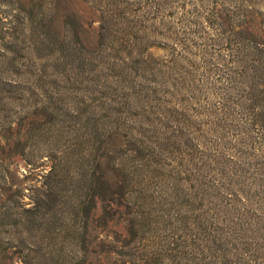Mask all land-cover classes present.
<instances>
[{
    "label": "rangeland",
    "instance_id": "1",
    "mask_svg": "<svg viewBox=\"0 0 264 264\" xmlns=\"http://www.w3.org/2000/svg\"><path fill=\"white\" fill-rule=\"evenodd\" d=\"M22 2L56 8L57 40L18 35L0 66L9 180L44 181L82 129L127 175L107 264H264V133L227 12L238 0ZM19 137L25 156L2 147Z\"/></svg>",
    "mask_w": 264,
    "mask_h": 264
},
{
    "label": "trees",
    "instance_id": "2",
    "mask_svg": "<svg viewBox=\"0 0 264 264\" xmlns=\"http://www.w3.org/2000/svg\"><path fill=\"white\" fill-rule=\"evenodd\" d=\"M13 1L0 0L1 68L16 60L18 35L34 39L41 48L57 40L55 7H31L22 0L4 5ZM259 6L252 0H238L227 12L237 49L244 55L240 64L251 124L264 133V5ZM74 23L70 24L72 32ZM81 130L64 135L68 146L63 157L36 185H27L29 175L21 172L15 174L18 182L10 181L0 166L4 173L0 179V264H107L110 256L119 254V247L111 248L109 232L122 213L127 180L124 163L110 150L101 153L96 135L79 137ZM2 147L25 156L23 137L5 141ZM26 164L27 168L32 165Z\"/></svg>",
    "mask_w": 264,
    "mask_h": 264
}]
</instances>
